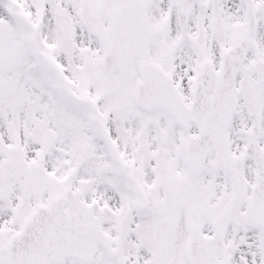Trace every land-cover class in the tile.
I'll list each match as a JSON object with an SVG mask.
<instances>
[{"label": "snow or ice", "instance_id": "snow-or-ice-1", "mask_svg": "<svg viewBox=\"0 0 264 264\" xmlns=\"http://www.w3.org/2000/svg\"><path fill=\"white\" fill-rule=\"evenodd\" d=\"M0 264H264V0H0Z\"/></svg>", "mask_w": 264, "mask_h": 264}]
</instances>
